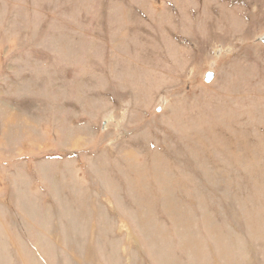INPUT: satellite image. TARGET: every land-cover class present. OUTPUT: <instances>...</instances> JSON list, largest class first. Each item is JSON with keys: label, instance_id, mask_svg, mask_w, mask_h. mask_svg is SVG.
Segmentation results:
<instances>
[{"label": "rangeland", "instance_id": "rangeland-1", "mask_svg": "<svg viewBox=\"0 0 264 264\" xmlns=\"http://www.w3.org/2000/svg\"><path fill=\"white\" fill-rule=\"evenodd\" d=\"M0 264H264V0H0Z\"/></svg>", "mask_w": 264, "mask_h": 264}, {"label": "water", "instance_id": "water-1", "mask_svg": "<svg viewBox=\"0 0 264 264\" xmlns=\"http://www.w3.org/2000/svg\"><path fill=\"white\" fill-rule=\"evenodd\" d=\"M211 74H212V73H209V74L207 75V79H209V77L211 76Z\"/></svg>", "mask_w": 264, "mask_h": 264}]
</instances>
